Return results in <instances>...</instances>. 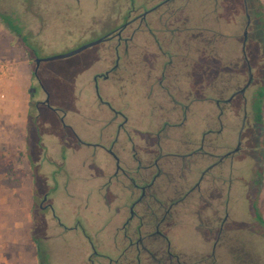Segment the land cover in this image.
Here are the masks:
<instances>
[{"label": "rangeland", "instance_id": "rangeland-1", "mask_svg": "<svg viewBox=\"0 0 264 264\" xmlns=\"http://www.w3.org/2000/svg\"><path fill=\"white\" fill-rule=\"evenodd\" d=\"M261 1L264 5V0ZM141 2L0 0V15L9 14L18 21L23 27V35H27L24 45L28 46L24 47L18 36L0 19V59L11 65L10 72L2 82L6 96L0 100L3 104L0 114V201H20L24 206L27 200L15 186L26 184L30 188L28 171L29 175L31 173L32 200L21 211H7L9 215L5 217L13 219L19 214L21 221L18 225L22 231L15 228V221L7 222L10 223L8 230L12 227L14 234L22 233V240L23 232L30 230L32 219V240L36 239L33 240L34 248L30 246L24 253L22 250L16 253L5 250L7 262L4 264H41L39 247L45 252L46 264L48 261L53 264H83L81 245L86 241L80 231H75L73 236L58 232L53 217L39 207L44 193L50 187H56L57 182L61 184L56 190L51 189L49 197L55 210L69 214L67 217L71 220L84 214L92 221L89 232L94 237L96 235L99 239L108 235L106 231L109 230L110 221L107 222V217L112 213L103 206L104 184L115 168L114 160L110 156H103L105 151L102 147L78 144L69 131L63 132L59 116L43 105H35L37 99L45 98V94L40 90L37 97L31 98L30 83L37 84L34 77L31 80L36 64L34 58L63 54L99 38L123 23L128 9L137 7ZM247 5L251 23L246 53L252 66L253 81L244 96L238 95L230 103L222 105L224 114L221 119H218L216 99L229 98L249 78L243 55V32L247 22L244 0H176L170 4L173 8L163 15L156 29L171 53L192 54L189 67L174 62L168 68L170 73L166 74L173 77L177 85H184L186 75L176 70L186 68L191 73L187 85L200 89L202 81L207 82L209 98L203 103L199 100L192 103L188 122L184 126L165 129L159 138L165 149H183V142L189 134L194 144L192 149H196L201 143L202 133L213 129L215 132L205 138L204 150L221 155L237 146L244 114H247L240 150L208 172L203 183V201L198 203L203 208L211 205L202 211L204 218L219 215L220 221L223 217L226 219L221 243L215 252L219 264H264V224L256 220L252 212V203L256 202L264 217V119L263 124H258L254 111L255 98L264 87V36L257 17V1L247 0ZM138 13L134 12L132 17ZM188 24L190 29L186 33L184 28ZM136 27L137 22L123 33L124 37H133L128 54L124 43L103 41L70 57L42 61L38 78L51 92L52 104L68 110L67 122L81 136H86L88 143L106 144L111 136L114 138L117 123L123 118L118 117L114 123L110 122L113 113L100 102L94 89L93 76L98 72L104 73L116 63L117 54L120 55L118 69L110 73L108 79H100V93L104 100L126 112L129 117L127 127L135 131V148L139 155H143L146 151L157 149L156 132L164 118L171 115V121L179 122L183 115L180 110L175 114L171 111L173 104L169 100L164 103L163 109H154L145 98L147 95L158 97L157 91L161 90L157 78H154L161 75L162 68L156 62L161 59L158 57L161 52L153 45L154 41L148 34L138 32ZM213 33L216 35L213 36ZM143 37L148 38L146 68L139 58ZM205 46L208 50L207 60L202 62ZM205 63L206 73L202 76ZM148 70L154 71L152 77ZM151 86L158 90L147 94ZM219 129L221 132H216ZM126 146L127 150L122 155L131 157V143H126ZM172 160L175 164H170L174 167L169 166V171H173L170 182L173 188L182 179L181 175L197 181L201 171L213 161L211 158L207 160L204 155H195L193 164L188 165L192 170L188 171L185 164L181 167V160ZM60 167H63L61 173ZM213 176L217 180H213ZM109 187L112 207H116L125 197L124 191L117 188L115 183ZM189 203L183 206L182 225L175 231L174 239L188 253L208 255L211 259L215 236H207L206 225L199 221L197 213L193 211L196 200L192 199ZM0 211L4 213L5 209L1 207ZM5 217L0 223H4ZM104 252L115 255L110 249Z\"/></svg>", "mask_w": 264, "mask_h": 264}, {"label": "flooded vegetation", "instance_id": "flooded-vegetation-1", "mask_svg": "<svg viewBox=\"0 0 264 264\" xmlns=\"http://www.w3.org/2000/svg\"><path fill=\"white\" fill-rule=\"evenodd\" d=\"M174 1L176 0H142L141 4L137 7L132 6L130 9H128L123 23L100 36H107L103 41H117L118 44L124 43L126 46L125 52L128 54L129 43L133 40V37H124L123 33L131 24L137 22V31L143 34H148V37L154 41L153 45H156L158 50L161 52V56L158 55V57L161 59L156 60L157 65L162 68L161 75L160 77L159 75L154 77L157 78L156 82L161 89V92L158 89H155L154 86H151L147 94H150L151 91L154 93V91L158 90V97L152 98L150 95H147L145 98L149 101V105H153L154 109H163L164 103L169 100L171 105L173 104L171 111L174 113L175 111L180 110V112H182L183 119L179 122H174L170 119L171 115H167L169 117L164 118L161 127L156 132V136L158 135L157 149L154 151H146V153H143V155L146 154L145 157L143 155H139V152L135 148L134 136L136 135L134 129H128L127 127L129 117L126 112H124L123 109L114 107L112 102L104 100L100 93V79H108L110 73L118 69L121 59L120 55L117 54L116 63L104 73L98 72L93 76V81L95 84L94 89L100 102L108 107V109L113 113L110 122L114 123L118 117L123 118L121 122L117 123L114 138L111 136L109 142L106 144L103 142H97L94 144H90L91 142L88 143L86 136H81L76 131L74 126L67 122L66 119L68 110L62 108L61 106H54L52 104L51 92L47 87H45L44 83L40 81L38 78V73L36 74L33 71L31 80L34 77L37 80V84H33L32 81L30 83L31 98H35V96L37 97L40 90H43L45 94V98L43 100L37 99L35 105L37 107L43 105L51 110L56 116H59V122L63 132L65 130L69 131V133H71V137L75 139L78 144H84L87 146L97 145L102 147L105 151L103 156H110L115 163L113 172L110 173L107 181L104 184V189L106 192L104 194L103 206L105 209L108 207L110 209L109 212L112 213V215L108 214L107 217V222L110 221L109 230L106 231L108 232V235L104 237L97 236L99 239L96 238V235L94 237L89 232L93 226L92 221H90L84 214H82V217L80 218L71 220V218L67 217L70 216L69 214L64 215L61 210H55L54 203L50 201L49 197L52 194L51 189L56 190V188H58L61 183L57 182L56 187H50L48 191L44 193L43 198L39 203V207L47 212V215L53 217V219L56 221L59 230L58 232L62 231V233L65 232L68 235L73 236V233L79 230V233L83 235L86 241L85 243L83 240L86 245H81L84 256L83 264H219L217 261L218 259L215 256V252L221 243L226 219L223 217L220 221L219 215H214L209 219L204 218L202 211L206 210L208 207H211V205L206 203L205 205L208 206L203 208L199 206L198 203L200 204V202L203 201V183L208 175V172L215 167H218L225 159L233 157L236 152L232 151L237 146L221 155L215 152L204 150L205 138L209 133L215 132L213 129H207L202 133L201 143L196 149H192L194 144L191 140L190 134L187 136L188 138H185L186 141L183 142L184 148L178 150L165 149L161 144V140H159L161 134L165 131V129H167V127L172 126L177 128L184 126L188 122V112L194 101L199 100L201 103H203L209 99L207 95V82L202 81L200 89H198L196 86L193 88L190 86V84L187 85V81L190 79L189 77L191 73L190 71L186 70V68L184 70L179 68L176 70L186 75L185 79L183 80L184 85H177L173 81V77L170 78L171 76L166 74V72H169L168 68L173 65L174 62H178V64L182 65L183 67H189L190 61L192 60L191 53L188 54L185 52L184 54H173L167 50V47L165 46L166 44H163L162 41L163 37L160 36V34H158L159 31L156 30L158 29V25L163 20V15L166 14L170 8H173V6H170V4ZM247 10L248 9L246 8V17L248 12ZM136 11L139 13L132 17L133 13ZM125 23L127 24L124 25ZM247 23L248 18L246 26ZM184 29L187 33V31L190 29V24H188V26H186ZM142 40L143 44L140 48L142 52L139 54V58L140 61L144 62L143 65L146 68L148 66L146 61L148 56L145 54V51L147 44L146 41L148 38L143 37ZM244 40L245 35L243 43ZM247 41L248 34L246 46ZM246 46L245 51L243 49V55L247 63L248 73L250 76L252 66L246 53ZM203 49L204 54L201 55L202 62L207 60L206 53L208 51L207 46L203 47ZM27 51L29 53V49H27ZM177 57L179 58L178 61ZM36 58H34V60ZM161 61L162 63H160ZM204 68L205 69L202 70V76L206 73V63L204 64ZM148 71L150 72V76L153 74L152 72H154L152 70ZM245 92L241 93L240 89L234 91L229 97H232L231 100H228L229 98H217L216 105L219 108L218 119H221V116L224 114L222 105L224 103H230L238 95L244 96ZM151 98L153 100H151ZM246 118L247 114L245 112L242 125L244 123L246 125ZM221 128L223 127L221 126ZM241 128L239 130V139L237 145L240 142L241 136L243 134V132L241 134ZM220 130L221 129L216 130V132H221ZM137 133L138 132H136V134ZM126 143H131V157L122 155V153L127 150ZM195 155H204L207 157V160L208 158H211L213 161L201 171L197 181L194 182L193 180H190L188 176L181 175L180 178L182 179L178 184L176 183L175 187L173 188L170 183L172 181L171 174H173V171H169L170 164H175V161L172 159L178 158L181 160V167L185 164L188 171H191L192 169L188 165L193 164L192 158ZM189 157H191V159H188ZM173 167L174 166H170V168ZM62 171L63 167H60L59 172L61 173ZM212 179L217 180L216 176H213ZM113 183H115L117 188H120L122 191H124L125 195L123 200H121L122 202L116 205V207H112V201L110 200L112 194L109 186L113 185ZM192 199H195L197 203L196 206L193 205L196 207V209L193 211H195V214L197 213L198 219H200L199 221L204 223V226L206 225L204 229L207 236L213 238L215 236L212 246L211 259L208 255L205 256L200 254V256H198V254H194V252V255L192 253H188L184 247L179 245L174 239V236L176 235L175 231L177 230L178 226L180 227L182 225L183 206L189 203ZM98 211H100V209H98ZM107 249H110V251L114 252L115 255L112 256L104 252V250ZM42 253L45 255L44 251ZM195 255H197V257H195ZM48 264L53 263L52 261H48Z\"/></svg>", "mask_w": 264, "mask_h": 264}, {"label": "crops", "instance_id": "crops-1", "mask_svg": "<svg viewBox=\"0 0 264 264\" xmlns=\"http://www.w3.org/2000/svg\"><path fill=\"white\" fill-rule=\"evenodd\" d=\"M3 108V104L0 102V114H1V110ZM15 114V113H14ZM27 114H29V110H27ZM16 115H18V113L16 112ZM26 138H24L25 140ZM101 167V166H100ZM26 173H27V170H26ZM27 178V176L25 177ZM28 179H29V183H30V188L27 187V185H22V186H15L18 187V189H20L21 191V196L24 197V200H27L24 204L27 206V203L29 200H32V194L34 193L33 192V178L31 176V173L29 175V171H28ZM32 182V184H31ZM31 202V201H30ZM23 206L20 201L17 202V203H12L11 201H9V203L7 202H3V201H0V208L2 207L3 209H5V212L4 213H1L0 211V220L3 219V217H5L6 215L8 216L9 215V210H17V212L22 208H26V206ZM33 206V203L32 205ZM11 214V213H10ZM17 217L13 216V219L12 217L10 218H4V223H0V264H4L7 262V259H6V254L4 253L5 250H13L12 252L13 253H16L18 250H22V253H24L26 251V249H29L30 246H32L34 248V242L32 240V232H31V229H32V226H33V222H32V219H31V224H30V230L28 232H23L24 234V237H23V240H22V233H18V234H14L13 231H12V227H10V229L8 230V226L10 225V223H8L7 221L11 222V221H15L16 222V225H15V228L19 231L21 230V227L18 225L19 222L21 221V219L19 218V214H16ZM17 219V220H16ZM22 231V230H21ZM28 236V237H27ZM11 241V242H10Z\"/></svg>", "mask_w": 264, "mask_h": 264}, {"label": "trees", "instance_id": "trees-1", "mask_svg": "<svg viewBox=\"0 0 264 264\" xmlns=\"http://www.w3.org/2000/svg\"><path fill=\"white\" fill-rule=\"evenodd\" d=\"M258 3V12H257V17L260 19L261 22V28L263 31V36H264V5L261 0H256ZM0 19L7 25V27L14 32L20 40L23 42V46L27 47L24 45V43L27 41L26 35H23V27L18 23V21L12 17L11 15L7 14H1ZM216 35V33H213V36ZM263 101H264V87L258 92L257 97L255 98L254 101V111H255V118L258 124H263ZM252 212L256 220H258L260 223L264 224V217L262 216L260 209L257 205L256 202L252 203ZM34 240H36L34 238ZM37 246L38 242L36 243ZM38 257L40 260L41 264H46L45 263V256L42 253V250L40 247L38 248Z\"/></svg>", "mask_w": 264, "mask_h": 264}, {"label": "water", "instance_id": "water-1", "mask_svg": "<svg viewBox=\"0 0 264 264\" xmlns=\"http://www.w3.org/2000/svg\"><path fill=\"white\" fill-rule=\"evenodd\" d=\"M244 3L246 5V8L248 9L247 0H244ZM247 18H248V23H247V26L245 27V30H244V35H245V40H244V43H243V49H244V51H245V46H246L247 34H248V25H249V23L251 21L250 14L248 12H247ZM126 24L127 23H125L124 25H126ZM106 37L107 36L97 38V39H95V40H93V41H91V42H89L87 44H84V45H82V46H80V47H78L76 49H73V50H71L69 52H66V53H63V54H59V55H55V56H50V57H45V58H36L34 60V62L36 63V68H35L34 72L36 74L38 73V67H39V65H40V63L42 61H48V60H54V59H58V58H66V57L73 56V55H75V54H77V53H79V52H81V51H83V50H85V49H87V48H89L91 46H94V45H97V44L103 42L104 38H106ZM252 80H253V73L251 71L250 76H249V79H248L246 85L242 89H240V92L241 93H244L246 91L247 87H249V85L252 83ZM231 99H232V97L229 98L228 100H231ZM244 127H245V123L242 125L241 134L243 132ZM240 147H241V140L238 143L237 147L232 152L239 151Z\"/></svg>", "mask_w": 264, "mask_h": 264}, {"label": "built area", "instance_id": "built-area-1", "mask_svg": "<svg viewBox=\"0 0 264 264\" xmlns=\"http://www.w3.org/2000/svg\"><path fill=\"white\" fill-rule=\"evenodd\" d=\"M11 70V65L7 61L0 59V100L6 96L2 90V82Z\"/></svg>", "mask_w": 264, "mask_h": 264}]
</instances>
